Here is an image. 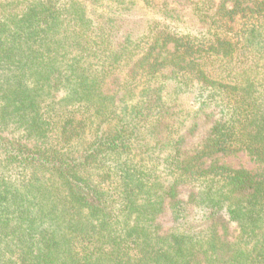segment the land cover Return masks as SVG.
<instances>
[{
    "label": "trees",
    "instance_id": "16d2710c",
    "mask_svg": "<svg viewBox=\"0 0 264 264\" xmlns=\"http://www.w3.org/2000/svg\"><path fill=\"white\" fill-rule=\"evenodd\" d=\"M235 151L264 0H0V264H264V176L203 162Z\"/></svg>",
    "mask_w": 264,
    "mask_h": 264
},
{
    "label": "rangeland",
    "instance_id": "374dc122",
    "mask_svg": "<svg viewBox=\"0 0 264 264\" xmlns=\"http://www.w3.org/2000/svg\"><path fill=\"white\" fill-rule=\"evenodd\" d=\"M134 16L141 17V22H136L133 18ZM154 16L153 11L142 8L140 5L134 7L131 13H128V21L124 23L127 24V28H130L134 34L138 32L144 26V19L152 18ZM183 21L188 22V15L183 16ZM180 22V25L183 24ZM184 96H182L183 98ZM186 101V98H184ZM204 163L215 162L227 165L232 168H242L250 171L251 173L264 176V161L255 160L253 156L244 151L235 152H219L206 156L203 159Z\"/></svg>",
    "mask_w": 264,
    "mask_h": 264
}]
</instances>
